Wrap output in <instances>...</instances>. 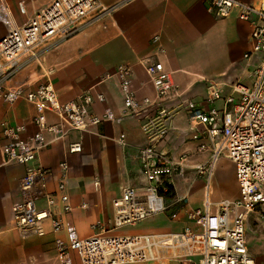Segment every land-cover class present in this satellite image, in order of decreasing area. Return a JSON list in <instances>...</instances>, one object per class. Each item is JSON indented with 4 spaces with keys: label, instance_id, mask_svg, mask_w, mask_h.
I'll use <instances>...</instances> for the list:
<instances>
[{
    "label": "built area",
    "instance_id": "obj_1",
    "mask_svg": "<svg viewBox=\"0 0 264 264\" xmlns=\"http://www.w3.org/2000/svg\"><path fill=\"white\" fill-rule=\"evenodd\" d=\"M205 2L207 10L215 17L226 18L236 10L238 19L251 25V50L244 58L262 56L253 72L251 85L227 86L208 81L206 108L195 101L182 100L175 109H168L162 102L180 99L181 93L162 63L153 57L138 60L152 84L154 100L148 97L138 100L131 89L130 69L119 67L116 76L122 93V117L140 121L139 127L145 137V145L137 153L143 185L139 188L123 186L120 196L112 201V217L105 224H93L92 234L80 237L73 226L63 221L73 210L67 194V163L59 164L61 177L55 189L49 191L50 171L39 164L38 156L51 143L63 140L72 131L83 132L90 126L118 119L110 111L100 116L90 113L95 102L104 100L100 94L84 91L74 100L62 103L50 80L33 90H26L25 85L8 87L5 82L19 69L22 56L36 59L37 50L56 39L75 35L85 22L97 19L108 9L103 8L99 0H51L19 25L15 19V23L11 20L7 0H0V24L5 31L0 38V101L11 104L23 100L32 105L36 129L21 138L19 133L24 127L11 126L8 122L1 126L2 136L8 140L0 145L2 163L25 167V174L19 181L20 200L11 207V229L22 238L42 237L44 225L49 223L55 236L53 245L58 264H73V255L81 264L164 261L255 264L247 247L246 219L252 213L264 215V0H260L258 7L238 0ZM17 8L21 15L26 14L24 2H18ZM158 41V36L152 38L153 44ZM214 103L220 106H212ZM180 109L187 114L194 129L192 140L201 141L197 150H207V142L212 147L209 161L196 165V174L209 177L215 158L224 152L234 166L238 195L233 200L216 204L206 200L202 209L187 211L186 218L192 228L185 227L179 232L119 234L117 232L123 228L134 227L158 214L170 212L174 219L184 209L183 200L175 199L173 181L174 176L185 169L188 154L182 153L174 159L158 149L168 135V121ZM48 114L56 121L49 123ZM198 127H202V132ZM117 142L124 147L125 135L120 134ZM67 149L70 153H78L81 143H70ZM93 185L97 187L98 182ZM81 207L86 208V204Z\"/></svg>",
    "mask_w": 264,
    "mask_h": 264
},
{
    "label": "crops",
    "instance_id": "obj_2",
    "mask_svg": "<svg viewBox=\"0 0 264 264\" xmlns=\"http://www.w3.org/2000/svg\"><path fill=\"white\" fill-rule=\"evenodd\" d=\"M50 1L7 0L12 21L19 25ZM205 1L99 0L100 5L108 9L107 12L85 22L82 30L75 35L56 39L43 46L37 50L36 59L22 56L19 69L5 82L8 87L25 85L26 90H33L50 80L62 103L74 100L84 91L93 95L100 94L104 100L95 102L90 113L100 116L110 111L118 119L90 126L83 132L72 131L63 140L51 143L38 156L39 164L50 171L47 178L49 191L55 189L61 177L59 164L67 163V194L73 210L63 217V221L73 226L80 237L92 234L93 224H105L112 217V201L120 196L123 186L139 188L143 185L137 153L145 145V137L139 127L140 121L122 117V93L116 76L119 67L130 69L131 89L138 100L145 97L154 100V89L138 60L153 57L162 63L181 93L180 99L162 102L168 109H175L182 100H192L206 108L208 81L216 80L227 86L242 83L257 67L259 62L253 61L255 55L244 58L251 50V25L240 21L236 10L226 18L215 17L207 10ZM238 1L256 7L260 5V0ZM18 2H24L25 15L19 13ZM4 34V27L0 24V38ZM155 36L159 37L157 44L152 43ZM219 62L226 66H237L245 73L241 78H231L224 71H216ZM249 81H253L251 76ZM212 106L219 107L220 103ZM34 115V107L26 101L18 100L11 104L0 101V145L8 142L2 136L3 122L24 127L19 136L25 138L36 130ZM47 121L52 123L56 118L48 114ZM168 126V135L158 149L174 159L182 153L188 154L185 169L175 175L173 181L175 199L183 200L184 209L174 219H171L170 212L159 214L175 230L152 232H179L185 227L192 228L193 225L186 218L187 211L202 209L206 200L216 204L223 200H233L238 195L233 164L227 169V179L235 188L231 198L215 195V160L209 177L196 174V165L209 161L212 147L207 142V150H197L201 141L192 140L195 132L182 109L171 117ZM197 130L202 132V127ZM120 134L125 135L124 147L117 142ZM47 138L50 136L47 135ZM78 141L81 143V151L70 153L68 144ZM24 174L23 165H4L0 157V264H52L51 260L58 264L53 245L55 236L49 223L44 225L45 234L38 238H22L11 229V207L20 200L19 181ZM198 179L203 180L198 200H189L184 184H196ZM95 181L98 182L97 187L93 185ZM83 203L86 208L81 207ZM169 203L171 201H167ZM210 210L213 212L215 208L212 206ZM248 251L255 259V264L256 261L264 264V258L257 259L256 248L250 246ZM73 264H81L76 255H73Z\"/></svg>",
    "mask_w": 264,
    "mask_h": 264
},
{
    "label": "rangeland",
    "instance_id": "obj_3",
    "mask_svg": "<svg viewBox=\"0 0 264 264\" xmlns=\"http://www.w3.org/2000/svg\"><path fill=\"white\" fill-rule=\"evenodd\" d=\"M261 54L253 56V61L258 63L261 59ZM216 71H224L225 74L231 78L239 77L241 78L242 69L237 66H226L218 63ZM248 71V69H246ZM221 74V73H220ZM251 76V81L253 79L252 72L242 81V83H231L233 84H242L245 86L251 85L249 83V77ZM216 81V80H215ZM240 81V80H239ZM249 83V85H247ZM232 162L227 158L224 152L220 153L215 159V195L219 198H231L235 194V188H233L232 183L227 179V169L232 167ZM203 180L198 179L197 183L184 184V190H186L190 196V199L196 198L200 195V187ZM262 216V217H261ZM172 225L169 224V221L165 220L161 215L158 214L148 218L147 220L137 224L134 227H126L120 230L117 233H143V232H152V231H162V230H175ZM16 235L15 232L12 231ZM38 238L37 236H35ZM246 241L247 245L250 248H256L258 253L256 257L259 260L264 258V215L259 213L249 214L246 219ZM260 250V251H259ZM51 260L52 264H57L56 261ZM256 264H262L256 261Z\"/></svg>",
    "mask_w": 264,
    "mask_h": 264
},
{
    "label": "trees",
    "instance_id": "obj_4",
    "mask_svg": "<svg viewBox=\"0 0 264 264\" xmlns=\"http://www.w3.org/2000/svg\"><path fill=\"white\" fill-rule=\"evenodd\" d=\"M170 193H171V194L174 196V191H172V190H171V192H170Z\"/></svg>",
    "mask_w": 264,
    "mask_h": 264
},
{
    "label": "bare ground",
    "instance_id": "obj_5",
    "mask_svg": "<svg viewBox=\"0 0 264 264\" xmlns=\"http://www.w3.org/2000/svg\"><path fill=\"white\" fill-rule=\"evenodd\" d=\"M11 16V15H10ZM11 20H12V17H11Z\"/></svg>",
    "mask_w": 264,
    "mask_h": 264
}]
</instances>
